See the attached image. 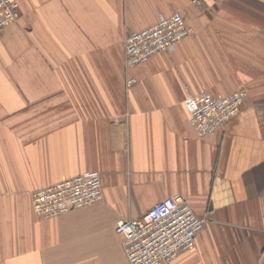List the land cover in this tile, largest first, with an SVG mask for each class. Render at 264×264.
I'll return each mask as SVG.
<instances>
[{
    "label": "crops",
    "instance_id": "crops-1",
    "mask_svg": "<svg viewBox=\"0 0 264 264\" xmlns=\"http://www.w3.org/2000/svg\"><path fill=\"white\" fill-rule=\"evenodd\" d=\"M17 1L0 30V264H129L117 221L173 194L207 221L169 264H264V0ZM175 10L196 33L127 67L125 37ZM240 88V113L198 138L188 96ZM88 170L102 200L36 215L32 191Z\"/></svg>",
    "mask_w": 264,
    "mask_h": 264
},
{
    "label": "built area",
    "instance_id": "built-area-1",
    "mask_svg": "<svg viewBox=\"0 0 264 264\" xmlns=\"http://www.w3.org/2000/svg\"><path fill=\"white\" fill-rule=\"evenodd\" d=\"M197 1V0H196ZM199 3V1H197ZM19 2L0 0V30L19 20ZM196 33L179 10L147 27L129 33L124 40L125 64L132 67L157 52H169L179 41ZM134 80H128L131 84ZM247 90L240 88L222 96L189 95L185 105L189 123L198 138L212 135L242 110ZM101 173L88 170L40 187L31 193L32 207L41 219L93 204L103 199ZM205 216L197 214L182 194L168 195L138 217L123 218L116 232L129 264H169L181 251L195 246Z\"/></svg>",
    "mask_w": 264,
    "mask_h": 264
}]
</instances>
